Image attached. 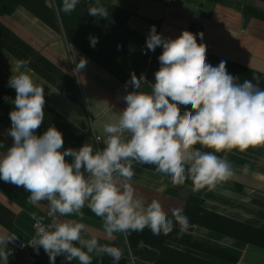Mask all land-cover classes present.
I'll use <instances>...</instances> for the list:
<instances>
[{"label": "crops", "instance_id": "0c3cea01", "mask_svg": "<svg viewBox=\"0 0 264 264\" xmlns=\"http://www.w3.org/2000/svg\"><path fill=\"white\" fill-rule=\"evenodd\" d=\"M13 1L16 7L3 19L7 32L0 45V151L13 143L9 113L15 108L16 92L9 79L18 71V62L28 61L26 69L19 70H27L44 88V119L36 134L54 126L63 135L64 149L94 146V136L103 135L107 115L126 106L122 97L133 90L131 75L146 77L149 84L144 90L154 82L163 49L146 48L153 25L158 34L172 39L195 27L203 33L209 63L215 66L223 60L238 82L255 76L264 88V20L253 14H264V0H101L109 11L107 18L88 14L95 0H80L71 14L61 10L62 0ZM90 37L98 38L95 47ZM82 58L86 67L77 71ZM219 155L229 160L235 174L214 191L193 192L191 181L173 187L170 178L156 173L152 165L134 164L132 183L146 202L157 199L169 218L173 208L200 207L196 224L178 237L222 258L167 241L159 250L143 245L132 249L134 264H264V146ZM29 195L0 180V233L16 237L7 245L12 252L8 264L21 258L17 245L35 234L30 213L47 221V202L30 205ZM82 211L88 233L101 244L123 235L106 239L102 220L87 207ZM33 264H50L42 247ZM55 264L70 262L58 256Z\"/></svg>", "mask_w": 264, "mask_h": 264}, {"label": "clouds", "instance_id": "9594fccd", "mask_svg": "<svg viewBox=\"0 0 264 264\" xmlns=\"http://www.w3.org/2000/svg\"><path fill=\"white\" fill-rule=\"evenodd\" d=\"M79 3L62 0L61 10L71 14ZM87 10L93 17L109 15L101 0ZM97 42L90 37L92 47ZM157 47L163 51L154 82L144 90L149 84L146 77L131 75L133 90L122 97L126 106L108 114L103 135L95 137L103 148L85 143L79 149H64L63 135L54 126L37 135L44 119V88L27 70H19L26 69L28 61L18 62V71L9 79L16 92L15 108L9 113L13 143L0 151V180L29 192L30 205L47 202V223L30 213L36 222L30 243L37 251L43 248L50 264L58 256L70 264L73 260L93 264L94 255H106L119 264L124 257L121 247L101 244L88 233L85 207L102 220L108 240L146 228L156 236H167L177 226L178 235L188 231L190 222L181 208L171 209L169 218L157 199L146 202L137 195L134 164L154 166L173 187L191 181L193 192L214 191L235 174L229 160L219 154L264 146V88L259 77L238 82L225 61L215 66L208 62L206 46L187 30L172 39L151 26L146 48L154 52ZM86 64L82 58L76 70ZM15 239L14 234L0 233V264H8L12 252L7 245Z\"/></svg>", "mask_w": 264, "mask_h": 264}, {"label": "trees", "instance_id": "16d2710c", "mask_svg": "<svg viewBox=\"0 0 264 264\" xmlns=\"http://www.w3.org/2000/svg\"><path fill=\"white\" fill-rule=\"evenodd\" d=\"M16 7V3L13 0H0V45H1V40L4 37L5 33L7 32V28L3 22V19L6 17H9L11 13L14 11ZM253 14L258 17L261 20H264V14L260 12H253ZM190 32L193 34H196L197 37V42L201 43V37H200V31L196 29L195 27L191 26L189 29ZM1 49V46H0ZM201 213V208L196 207V206H186L182 214L186 215L189 219L190 225L196 224L198 217ZM179 228L178 226L174 228L173 232L168 234L167 236L161 234L159 236L153 235L152 232L149 229H145L142 232H132L125 236L124 234L121 235L120 237H117L115 240H113L109 245L111 246H118L121 247L124 250V257L119 261V264H127L126 263V249H134L139 245H143L155 250H159L162 248L165 242L171 241L174 243H178L181 245H184L188 248L200 251L202 253L215 256V257H220L219 254L205 249L203 247H200L198 245L189 243V242H182L179 239ZM127 246V247H126ZM93 264H113L112 259L106 255L104 256H96L93 259Z\"/></svg>", "mask_w": 264, "mask_h": 264}, {"label": "built area", "instance_id": "2783aa9c", "mask_svg": "<svg viewBox=\"0 0 264 264\" xmlns=\"http://www.w3.org/2000/svg\"><path fill=\"white\" fill-rule=\"evenodd\" d=\"M167 1H169V0H167ZM142 53L145 54V51H143ZM184 110L185 109H181L182 112ZM95 137H96V135L94 136V148H103L101 146V145H103V143L97 142L95 140ZM46 217H47V215H46ZM47 222H48V218H47L46 223ZM33 228H34V231L36 232V222L33 223ZM32 239L28 240L25 243H19L17 245V249L21 254V258L19 260H17V262H15L14 264H33L37 255L39 254V248L37 251V248L30 243ZM126 252H127L126 253V263L127 264H134L135 262H134L131 250L127 248Z\"/></svg>", "mask_w": 264, "mask_h": 264}, {"label": "water", "instance_id": "95a60500", "mask_svg": "<svg viewBox=\"0 0 264 264\" xmlns=\"http://www.w3.org/2000/svg\"><path fill=\"white\" fill-rule=\"evenodd\" d=\"M247 20H248V18H247V17H244V23H246V22H247Z\"/></svg>", "mask_w": 264, "mask_h": 264}]
</instances>
